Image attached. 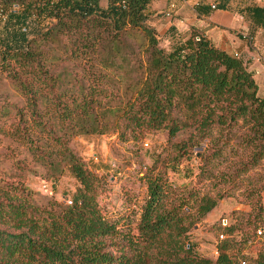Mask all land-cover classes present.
Returning <instances> with one entry per match:
<instances>
[{
	"label": "trees",
	"instance_id": "16d2710c",
	"mask_svg": "<svg viewBox=\"0 0 264 264\" xmlns=\"http://www.w3.org/2000/svg\"><path fill=\"white\" fill-rule=\"evenodd\" d=\"M154 1L108 0L104 8L102 0H0V72L20 97L1 107L0 132L27 148L20 167L38 173L36 164L71 152L79 136L118 133L125 143L144 132L186 134L165 165H179L210 139L190 188L172 184L157 162L148 168L150 197L136 233L128 217L105 218L99 197L107 187L94 175L72 204L0 178V264H195L202 260L188 237L196 218L245 183L248 197L264 190V177L254 189L245 175L264 159V93L254 74L205 32L179 39L169 52L160 48L150 23ZM210 1L197 4L199 16L214 13L212 5L231 9L228 0ZM245 8L250 24L264 31V5ZM128 52L141 60L134 78L120 73ZM113 81L119 86H107ZM241 122L247 129L236 145L229 139ZM227 148H243L236 170L228 158L236 152L226 155ZM226 161L231 165L220 169ZM215 264H233L222 246Z\"/></svg>",
	"mask_w": 264,
	"mask_h": 264
},
{
	"label": "rangeland",
	"instance_id": "374dc122",
	"mask_svg": "<svg viewBox=\"0 0 264 264\" xmlns=\"http://www.w3.org/2000/svg\"><path fill=\"white\" fill-rule=\"evenodd\" d=\"M185 1H188L189 5H184L183 0H155L152 4L153 14L150 23L156 29L160 48L167 52L172 50L179 39L196 34L194 24L197 23L195 11L197 1ZM219 1L211 0L210 3L217 5ZM228 1L231 13L237 14L245 26L249 21L245 6L264 4V0ZM101 3L106 8L108 0H102ZM214 10L217 16L226 14L218 8ZM229 26L235 28L233 24ZM237 30L243 31L238 28ZM262 44L264 47V43ZM0 57H2L1 52ZM126 57L127 63L120 73H123V77L127 73L128 78H134L130 71L137 67L141 60L137 59V54L131 52L126 53ZM75 64H77L75 61H70V66L81 72V66L78 68ZM117 83L113 81L107 86L118 87L119 83ZM19 99L10 79L5 73L0 72V109L6 105L5 101ZM246 129L247 127L241 122L236 127L234 136H230L229 140L238 145ZM217 136L215 133V137ZM187 140L186 134L181 133L171 137L168 130L154 132V134L144 132L138 140L132 139L125 143L120 141L118 133L95 135L89 138L79 136L72 140L71 152L55 151L52 162L45 167L36 164L35 168L39 171L34 173L18 165L19 160L27 156V148L23 143L0 132V178L23 183L45 197L66 204L64 201L70 200L78 187H89L95 183L92 177L94 175L102 179L107 187V192L99 197V205L105 218L120 221L128 217L131 225H136L150 197L144 178L148 168L155 162L168 169L167 176L172 184L180 187L186 185L190 188L197 183L200 172L198 156L208 152L210 139L201 146L193 147V156L182 160L179 165H165V162L171 158V152L176 151L174 144H181ZM224 152L226 155L229 152H236L233 154L234 157L228 156L232 161V169L236 170L238 162L243 157V155L238 156L240 152H243V148L234 151L227 148ZM96 153L103 154L107 159L103 168L101 164L94 163ZM227 162L229 161H226L220 169H226L227 165H231ZM245 175L248 177L247 183H251L254 189L260 188L264 177V159ZM45 185L52 194L45 192ZM245 186L237 188L233 197L221 200L205 219L196 218L194 221L189 232L188 243L193 246L194 253L202 260L195 264H215L220 246L233 264H253L264 259V190L248 197ZM186 210L189 212L188 208ZM250 234L252 240L248 239Z\"/></svg>",
	"mask_w": 264,
	"mask_h": 264
},
{
	"label": "crops",
	"instance_id": "0c3cea01",
	"mask_svg": "<svg viewBox=\"0 0 264 264\" xmlns=\"http://www.w3.org/2000/svg\"><path fill=\"white\" fill-rule=\"evenodd\" d=\"M196 1V4H199L200 0ZM183 2H185L184 5H189L188 1L183 0ZM224 12L226 14L223 16H217L215 12L210 16H199L197 14V23L194 24V31L205 32V35L218 48L239 56L244 61L247 69L254 74L260 93L263 94L264 47H262V43H264V31L252 26L249 21L246 22L245 26L241 22L240 17L231 13L230 10ZM227 24H233L235 28ZM237 28L243 29V31H236ZM103 150L106 151L105 149ZM94 163L101 164L103 168L104 163H107V159L104 158L103 154L96 153L94 154Z\"/></svg>",
	"mask_w": 264,
	"mask_h": 264
},
{
	"label": "built area",
	"instance_id": "2783aa9c",
	"mask_svg": "<svg viewBox=\"0 0 264 264\" xmlns=\"http://www.w3.org/2000/svg\"><path fill=\"white\" fill-rule=\"evenodd\" d=\"M212 6H213L214 9L216 8L215 5H212ZM146 146H148V144H146ZM113 166L115 167V164H113ZM44 190H45L46 193L52 194V191H49V190H48L47 185L44 186ZM64 202H65L66 204H72V200H71V198H70V200H67V201H64ZM137 230H138V229H137V225H131V226L129 227V232H130V233H136ZM260 234H262V231H260Z\"/></svg>",
	"mask_w": 264,
	"mask_h": 264
}]
</instances>
